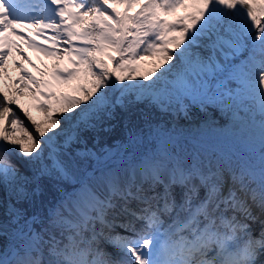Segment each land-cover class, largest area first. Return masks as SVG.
Listing matches in <instances>:
<instances>
[{
  "label": "snow or ice",
  "instance_id": "snow-or-ice-1",
  "mask_svg": "<svg viewBox=\"0 0 264 264\" xmlns=\"http://www.w3.org/2000/svg\"><path fill=\"white\" fill-rule=\"evenodd\" d=\"M13 37L77 95L0 94V264H264V0H0Z\"/></svg>",
  "mask_w": 264,
  "mask_h": 264
},
{
  "label": "bare ground",
  "instance_id": "bare-ground-1",
  "mask_svg": "<svg viewBox=\"0 0 264 264\" xmlns=\"http://www.w3.org/2000/svg\"><path fill=\"white\" fill-rule=\"evenodd\" d=\"M122 8V7H121ZM120 11H123V8ZM36 54H33L32 56H30L28 59L27 57H25V55L21 54V51L19 50H11V53L8 55L7 59H11V64L12 67L6 72L7 75H5L4 79H0V82H3V89H8L5 86H7L11 81L12 78H17L18 80L21 81L22 84H20L19 86H26V88H20L19 86H17V89H20V92L18 93V97L20 94V99L21 102L19 103V105L21 107H23L24 109H30L29 106H31V111L28 110L30 112V114L32 115V117L39 123H43L44 122V118H40L39 117V110H38V103H40L37 99L36 96L34 95V92L32 90V88L29 87H33L35 86L31 80H29L26 76H24L25 73L31 74L32 77H34V74L36 73V71H34V69L36 68V65H44L45 61H43L42 56H40V52L36 51ZM42 53V52H41ZM24 54V53H23ZM43 54V53H42ZM20 60H24L26 62V65H24V67L19 63L18 65H15L14 62L15 60L19 59ZM31 61V63L29 62ZM3 67L5 68V65H3ZM23 77V79H22ZM70 89V88H69ZM16 90V88H15ZM65 89L63 88L61 91L62 93L68 94V95H74L73 93H69V92H65ZM72 90V89H70ZM60 92V91H59ZM10 94V93H9ZM21 96H26V97H30V99H23L21 98ZM188 126H183L181 127V129L190 131L194 128L193 124H187ZM205 128H207L205 126ZM207 138H196L199 141H203V142H207V144H211L215 141V134L212 133L208 128H207ZM17 135H20V133L18 132ZM203 136V135H201ZM196 144V143H195Z\"/></svg>",
  "mask_w": 264,
  "mask_h": 264
},
{
  "label": "rangeland",
  "instance_id": "rangeland-1",
  "mask_svg": "<svg viewBox=\"0 0 264 264\" xmlns=\"http://www.w3.org/2000/svg\"><path fill=\"white\" fill-rule=\"evenodd\" d=\"M149 62L150 61H146V62H144V65H143V70H145V71H148V70H150L151 69V67H152V63H150L149 64ZM69 87H72L71 85H68ZM17 101H19V100H17ZM23 108V107H22ZM15 110V109H14ZM15 111H17L18 113H19V115L21 116V118L22 119H24V120H27V117H25L24 115H23V112L20 110V108L19 107H17L16 106V110ZM31 111V110H30ZM39 117L40 118H44L45 117V113L44 112H41V111H39ZM228 123V121H227V118L226 117H224V116H222V115H219V114H217L216 115V124H215V127L217 126H219V125H226ZM186 124H193V125H195L194 127H195V129H193V130H191V131H189V132H192V133H206V130H205V126L203 125L204 123H203V116L201 115V116H197V117H195L194 118V120L193 121H189V120H184V119H179L178 120V122L176 123V124H174V125H170V126H177L178 125V128L180 129L181 127H183V126H185ZM27 126V125H26ZM29 131H31V129L29 128ZM185 132H187V131H184L183 130V133H185ZM149 139H151V137H149ZM86 164H87V161H85V165L84 166H86ZM3 196V194L2 193H0V197H2Z\"/></svg>",
  "mask_w": 264,
  "mask_h": 264
},
{
  "label": "trees",
  "instance_id": "trees-1",
  "mask_svg": "<svg viewBox=\"0 0 264 264\" xmlns=\"http://www.w3.org/2000/svg\"><path fill=\"white\" fill-rule=\"evenodd\" d=\"M160 119H162V117H160ZM113 138L114 139H123L124 138L123 133L119 128H117L116 132L114 133Z\"/></svg>",
  "mask_w": 264,
  "mask_h": 264
}]
</instances>
